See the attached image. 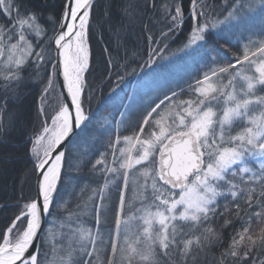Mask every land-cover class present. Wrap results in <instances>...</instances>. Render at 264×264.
<instances>
[{"label": "snow or ice", "instance_id": "obj_1", "mask_svg": "<svg viewBox=\"0 0 264 264\" xmlns=\"http://www.w3.org/2000/svg\"><path fill=\"white\" fill-rule=\"evenodd\" d=\"M91 7V0H75L74 6L69 3L59 19L60 31L42 42L47 35L44 23L54 18H46L40 5L29 8L24 0H0V16L4 17L0 21V77L5 81L3 87L7 90L13 83L19 86L24 79L22 72L29 63L36 67L37 75L40 69L46 73L50 65L52 72L46 74L42 100L54 89L61 74L63 83L57 86L66 89V97L70 98V101L58 103L50 125L45 119L43 132L30 149L34 168L42 179L37 180L36 198L26 203L20 215L0 231V264H130L133 257H138L144 264H159L157 246L164 250L171 264H177L172 259L174 250L179 254L178 264H196L198 252H193V248L202 252L220 242V235L212 222L214 217L225 212L232 214L228 207L230 202L235 209L234 214L242 221L243 231L232 238L229 249L221 254V264L228 257L243 262L253 255L257 245L264 248V228L254 235L250 227L253 217L264 223V95H257L264 92V0H225L223 13H216L206 0H190L188 18L193 23L183 45L185 49L195 46L199 50L208 43L210 33L217 41L230 43L228 33L243 24L257 9L261 12L259 32L251 34L255 38H249L244 44L242 55L234 64L227 66L213 59L216 66L210 67L203 80L197 81L194 99L173 100L178 95L173 91L171 97L164 94L159 103H146L142 98L138 100L137 89L154 90L151 81L142 78L136 89L127 94L125 102L117 95V89L128 74L136 75L137 69L133 68L128 73L127 59L123 64H113L109 59L110 68L123 69L124 74L117 71L116 85L110 89L106 100L102 97L98 101V106L109 109L100 120L94 119L92 94L86 93L89 86L84 81V73L89 68ZM162 8L161 20L154 22L167 21V30L161 28L159 38L155 39L149 32L147 59L138 64L140 72L149 69L157 77L166 71L165 57L161 53L169 47L168 41L174 39L177 29L185 21L180 3L174 4V14L169 10V4L165 3ZM149 10L153 14L157 11L155 0H126L123 7L124 14L133 21ZM144 29L148 31L147 24ZM73 35L74 43L67 39ZM53 43L56 46L54 58L48 51ZM253 68L254 74H248ZM225 76L228 80L226 85L223 84ZM108 79L111 80L110 75ZM237 81L242 82L239 92ZM229 87L231 91H225ZM64 95L61 92V96ZM221 100L223 106L218 108ZM165 101L171 103L165 105ZM141 108L146 109L143 114ZM256 109H260L258 114H254ZM40 111L44 114L43 107ZM116 115L120 119L115 120L112 127ZM136 117L139 120L133 124ZM244 121L250 126L233 135V126ZM130 127H138L139 131L133 135L119 133L121 128L127 131ZM101 135L107 139L101 141ZM85 138L93 144L99 142L105 148L92 165L94 172L97 171L96 165H103L99 171H103L105 177L101 187L91 190L93 195L88 197V201L78 205L81 214L89 211L88 202H91V211L99 225L101 212L106 210L104 201L107 193L112 186L120 188L117 181H122L123 185L115 220L117 239L111 241V252L106 261L105 240L100 228L97 227L94 233L82 222L73 228L71 214L62 223L70 232L66 234L68 244L60 245L61 253H57L55 246L51 256L49 252L41 251L42 240L51 242L42 231L44 218L51 214L52 209L62 207L69 194L68 185L72 178L64 175V170L66 167L78 169L80 163L85 162L82 157L81 162L74 166L71 159H65L66 153L70 154V149L84 142ZM41 141H45L42 155L37 147ZM121 143L124 146L117 149L116 145ZM61 145L63 149L57 151ZM108 150H111L114 165L111 167L105 162ZM133 151L137 154L132 155ZM108 173L112 176L109 177ZM62 184L65 185L63 196L60 195ZM129 187L142 197V207L135 210L142 213L140 216L133 214V202H128L125 211V192ZM95 196L99 197L100 204L95 203ZM218 198H223V205ZM242 205L249 209L255 205L260 211L247 213ZM221 207L223 211L218 212ZM242 212L244 216H241ZM135 219L143 221L142 239L138 237L136 241L140 244L138 248L128 241L129 228ZM176 221L188 225L190 231L199 230V234L189 236L174 223ZM230 222L226 219L225 225ZM121 232L124 234L122 244L118 243ZM253 264H256L255 259ZM260 264H264V260Z\"/></svg>", "mask_w": 264, "mask_h": 264}, {"label": "trees", "instance_id": "obj_2", "mask_svg": "<svg viewBox=\"0 0 264 264\" xmlns=\"http://www.w3.org/2000/svg\"><path fill=\"white\" fill-rule=\"evenodd\" d=\"M24 2L29 8L33 5H40L46 18L49 16L54 18L46 23L42 22L47 29V35L42 38V42L54 36L58 29L59 19L65 7L66 0H24ZM206 2L212 6L216 13H221L220 10L225 5V0H206ZM125 3L126 0H95L90 11L88 39L89 68L84 73V81L89 86L85 90L86 93L92 94L91 108L94 113V119L96 120H100L101 117L107 115L109 110L103 105L98 106V101L102 97L106 100L110 89L116 85L117 71L119 70L121 74H124L123 69H117L116 67L110 68L108 60L112 59L113 64L117 62L123 64L125 59H127L129 66L128 73H131L133 68L137 69V74H128L124 82L117 89V95L124 98L126 102L127 94L130 93L131 86L145 72V70L144 72H140L138 64L143 63V60L147 59V52L149 50L147 37L149 32L152 33L155 39L159 38L161 28H164L165 31L167 30V21L164 23L154 22L161 20L163 14L162 5L165 3L169 4V10L174 14V4L180 3L185 15L183 26L177 29L174 39L168 41V50L174 49L187 41L188 33L193 23L188 18L190 0H155L157 11L153 14L149 10L143 17H137L134 21L129 20L123 12ZM149 17H153V19L150 20ZM3 19L4 17L0 16V21ZM168 20L170 21V16ZM145 24H147L148 31L144 29ZM207 39L208 43L204 47H209L212 50L215 57L214 60L221 63L220 65L227 66L233 64L237 57L242 55L235 46V41L227 44L222 40L217 41L212 33L208 35ZM237 43H240V40H237ZM105 49L108 51H105ZM200 50L201 48L196 50L195 53ZM48 51L50 56L53 57L52 45L49 46ZM50 70L52 69L49 65L46 73L44 69H40L39 75H37L36 67L29 63L22 72L24 79L19 83V86L13 83L11 88L7 90L3 87L5 81L0 77V231L5 230L15 217L20 215L26 203L35 199L36 169L34 168V157L30 149L32 148L33 139L43 132L45 119L47 118V122L51 119V116L54 114V109L58 105L55 102H46L43 106L44 114H41L40 100L43 95L42 90L47 84L46 74L50 75ZM109 75L111 76V80L108 79ZM191 83L192 81L183 83L175 91L181 90ZM187 92V90L183 89L177 96L179 98H194L190 94L188 95ZM57 93L59 98L56 97L53 100L59 102L62 99L60 92L58 91ZM88 107L89 105L86 101L85 108L87 109ZM119 119V115H116L111 126L114 127L115 120ZM233 129L236 130L237 127L235 126ZM138 130V127L132 129L130 127L127 131L121 128L119 133L121 135L129 133L133 135ZM77 139L81 140L80 137H77ZM99 139L105 141L107 137L101 135ZM122 146L121 143L116 145V148L119 149ZM103 151H105V148L99 142L93 144L91 140L85 138L84 142L70 149V154L66 153L65 159H71L74 166L78 162H81L82 157L85 162L80 163L78 169L75 167L68 169L66 167L64 170V175L72 178L71 184L68 185L69 194L65 197L63 206L52 209L51 214L48 215L43 231H45V235L50 238L51 242L45 243L43 240L41 241L42 252H49L51 256V250L55 246L57 253L60 254L62 251L60 245L64 244L66 246L68 244L66 234L70 232V229L67 226H62V223L71 214L72 219L70 223L73 228L80 222L85 227L91 228L94 233L97 227L100 228L105 240L106 251L104 259L105 261L107 260L111 252L110 243L112 240L117 239L115 220L119 209L120 189L123 187L122 181H117L120 188L112 186L107 193V199L104 201L106 210H102L101 212V223L99 225L96 224L95 215L91 211V202H88L89 211L85 214H81V209L78 207V205H83L87 202L88 197L93 195L91 191L93 188H99L104 183L105 173L99 171L103 168V165H96L97 171L95 172L92 170V165L99 158V152ZM108 151L109 154L106 156L105 162L111 167L114 165L112 164L111 150ZM107 175L109 177L112 176L111 173ZM257 191H259L258 184ZM64 193L65 185L62 184L60 186V195L63 196ZM94 200L96 204L101 203L98 196H95ZM218 201L223 205V198H218ZM229 201H231V197H229ZM125 202V211H127L128 202H133V214L136 216L142 214L135 211L137 208L142 207V197L138 193H134L131 187L125 192ZM228 207L232 209V214L225 212L224 215L214 217L212 222L213 228L220 235V242L214 243L211 248H206L202 252L193 248V252H198L196 264H221V254L229 249L232 238L238 232L243 231L242 221L234 214L235 209L232 208L231 202ZM242 208L247 213L260 211L255 205L251 209L245 205H242ZM219 211H223V207L218 209ZM244 212L241 213V216H244ZM226 219L231 221L227 225H225ZM174 223L182 228L183 232L188 233L189 236L199 234V230L190 231L188 225L183 224V222L176 221ZM155 227H158V225H155ZM250 227L255 235L259 233L261 228H264V223L258 222L253 217ZM142 231L143 221L139 219L133 220L128 232V241L133 247H140V244L136 243V241L138 237L142 239ZM123 235V232H121L118 243H124ZM0 243H2V238H0ZM242 251L243 249H241ZM157 257L159 264H171L169 257L164 254V250L159 249L158 246ZM172 259L177 261L178 264L179 254L176 250L173 251ZM253 259H255L256 264H260V261L264 260V248L260 245H257L256 249L253 250V255L243 262L233 261L231 257H228L224 260V264H253ZM130 264H144V262L140 261L138 257H133Z\"/></svg>", "mask_w": 264, "mask_h": 264}, {"label": "rangeland", "instance_id": "obj_3", "mask_svg": "<svg viewBox=\"0 0 264 264\" xmlns=\"http://www.w3.org/2000/svg\"><path fill=\"white\" fill-rule=\"evenodd\" d=\"M221 13H223L224 8H222ZM261 16V12L259 9L253 14H251L247 20L241 24L239 27H235L232 29L231 32L228 33V38L230 42L235 41V46L237 49L242 53L243 46L245 43H247L249 38H255L251 34L252 33H258L259 32V18ZM244 39H246L244 41ZM237 40H240V43H237ZM224 41V40H222ZM187 42V41H186ZM185 42V43H186ZM184 43L181 44L180 46L174 48V49H166L161 55L165 57L163 63L166 65V71L164 72L163 76L157 77V75L154 72H151L149 69H145V72L143 73L142 77L139 79L141 80L142 78L145 80H150L151 81V88L154 89L152 91H149V89H137V97L138 100L139 98H142L144 102H149V101H155V103H159L160 100L164 99V94H167L168 96H172V92L178 88V86L182 85L183 83H187L192 81L191 84L187 85L184 87V90H187L188 95L190 94L194 98L196 97V93L193 91L195 87H197V81L203 80L204 74L210 72V67H215L216 65L213 64V59H215L212 50L209 47H202L201 50L197 53L196 52V47L193 46V48L185 49L183 47ZM159 59V58H157ZM54 61V60H53ZM236 62V61H235ZM233 62V64L235 63ZM218 64H221L217 62ZM2 67V65H0ZM237 67H240V65H237ZM52 72V70H50ZM145 73H149L150 75L146 76ZM248 74H254V68L249 70ZM139 80H136L133 85L131 86L130 93L133 92V89H136L137 82ZM215 80V78H213ZM228 80L227 77L225 76L223 79V84H227ZM241 84L242 82L237 81L236 83V89L239 92L241 89ZM177 90L175 91L177 94L182 91ZM58 86L56 82V88L54 85V89L47 94V96L44 97V99L40 100L41 106L40 109L46 104V102L51 101L52 103L55 102V104H58L60 102H63V100L57 102L54 101L53 99L58 97ZM225 91H231V87L226 88ZM147 93V94H145ZM170 93V94H169ZM257 95H264V92H258ZM61 96V94H60ZM178 97V96H177ZM194 98H173V100H188V99H194ZM62 99V97H61ZM127 102V101H126ZM171 103V101H165V105H168ZM154 106V104L152 105ZM223 102L221 100V104L217 105V107H222ZM164 107V106H162ZM146 111V109L141 108L140 112L143 114ZM260 109H256V112L254 114H258ZM139 120V117H136L133 120V124H136L137 121ZM241 123V125H239ZM48 124H51V119L48 121ZM109 125H106V127ZM237 127L236 130L232 128V134L236 135L240 132L243 131L244 126L248 127L250 126L247 124L246 121L244 122H237L235 124ZM233 126V127H235ZM132 129V127H131ZM139 131V130H138ZM126 135H132V134H126ZM39 136V135H38ZM37 136V137H38ZM47 134H45L46 138ZM35 137L32 142V147L34 144ZM45 141H41L40 145L37 147L40 148V152L42 155V150H43V145ZM123 145V143H122ZM124 146V145H123ZM136 151L132 152V155H136ZM141 167V166H138Z\"/></svg>", "mask_w": 264, "mask_h": 264}, {"label": "water", "instance_id": "obj_4", "mask_svg": "<svg viewBox=\"0 0 264 264\" xmlns=\"http://www.w3.org/2000/svg\"><path fill=\"white\" fill-rule=\"evenodd\" d=\"M74 2H75V0H66L65 7H66L69 3H71V4L74 6ZM94 2H95V0H91L92 5H93ZM65 7H64V9H65ZM64 9H63V11H64ZM90 11H91V10H90ZM62 13H63V12H62ZM69 22H70V21H69ZM77 23H78V21H77ZM65 30H66V29H65ZM59 31H60V28H59V26H58V29H57V31H56L55 34H57ZM74 31H75V29H74ZM55 34H54V35H55ZM71 38H72V36H70V37L67 38V39H71ZM55 47H56V46H55L54 43H53V44H52V48H53V58L56 56ZM53 62H55V60H54ZM61 73H62V66H61ZM56 82H57V85H62V83H63V77H62V74L59 75V76L57 77ZM58 89H59L60 94H61V92H64V93H65L64 96H61L63 102H65V101H70V98L66 97V89H64V88H62V87H60V86H58ZM64 143L66 144V143H67V140H66ZM62 149H63V145H61V147H60L59 149H57V151H60V150H62ZM157 159H158V157H157ZM38 178L42 179V178L40 177L39 171L36 170V179H35V198H36V195H37V180H38ZM47 219H48V216H46V217L44 218V221H43V224H42V231H43L44 228H45V225H46ZM30 251H31V249H30Z\"/></svg>", "mask_w": 264, "mask_h": 264}, {"label": "bare ground", "instance_id": "obj_5", "mask_svg": "<svg viewBox=\"0 0 264 264\" xmlns=\"http://www.w3.org/2000/svg\"><path fill=\"white\" fill-rule=\"evenodd\" d=\"M70 40H72V41H73V43H74V35L72 36V38H71Z\"/></svg>", "mask_w": 264, "mask_h": 264}]
</instances>
